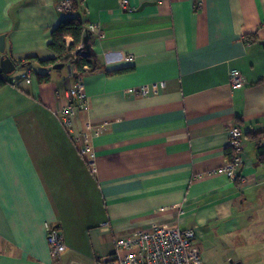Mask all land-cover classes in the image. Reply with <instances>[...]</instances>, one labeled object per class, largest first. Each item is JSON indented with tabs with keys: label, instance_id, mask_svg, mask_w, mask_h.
<instances>
[{
	"label": "crops",
	"instance_id": "crops-1",
	"mask_svg": "<svg viewBox=\"0 0 264 264\" xmlns=\"http://www.w3.org/2000/svg\"><path fill=\"white\" fill-rule=\"evenodd\" d=\"M61 1L0 0L12 78L25 71L19 60L55 56L52 31L72 14ZM129 1V10L82 1L86 24L103 32L90 33L103 68L84 73L90 106L75 120L99 129L93 165L58 113L68 65H54L49 81L0 88V264H100L116 239L154 226L194 229L203 254L231 255L264 232V162L246 135L264 133V0ZM236 69L240 88L230 84ZM160 81L158 91H128ZM234 125L244 133L239 184L222 170ZM47 222L64 235L59 259Z\"/></svg>",
	"mask_w": 264,
	"mask_h": 264
},
{
	"label": "built area",
	"instance_id": "built-area-1",
	"mask_svg": "<svg viewBox=\"0 0 264 264\" xmlns=\"http://www.w3.org/2000/svg\"><path fill=\"white\" fill-rule=\"evenodd\" d=\"M122 8L132 9L129 0H122ZM60 7L71 10L73 0H62ZM86 32H97L102 34V28L97 22H89L85 25ZM84 45L76 52H82ZM132 55L127 57L132 59ZM71 76L74 78L72 86L68 91L67 102L58 110L63 115L65 125L74 131V137L78 142L80 152L88 156L89 163L93 165L97 157L94 137L98 135L97 125L87 122L85 126L75 128V120L80 112L90 106L89 97L85 90L84 74H77L75 68L71 67ZM36 73L33 69H26L19 77H13L12 82L17 84L21 80L31 82ZM247 82L244 73L233 70L230 73V84L234 88L243 87ZM165 87V81L153 84L130 87L129 93L147 94L158 91ZM243 130L234 125L229 128V146L234 150V158L224 164L222 170L232 179L236 178L237 168L243 163L244 142ZM46 232L52 254L60 258L66 249L64 235L60 228L51 222L46 223ZM100 264H203V253L198 243L197 233L194 229H182L172 226H154L150 229H139L131 235L116 239L115 250L100 261Z\"/></svg>",
	"mask_w": 264,
	"mask_h": 264
},
{
	"label": "trees",
	"instance_id": "trees-1",
	"mask_svg": "<svg viewBox=\"0 0 264 264\" xmlns=\"http://www.w3.org/2000/svg\"><path fill=\"white\" fill-rule=\"evenodd\" d=\"M83 1V0H82ZM82 1L73 0L72 14L64 18L52 31V40L49 43V48L55 53L54 57L39 58L38 56H27L18 61V65L22 68L33 69L40 82H46L51 79L50 69L56 64L64 63L74 67L77 74H84L88 71H95L103 68L96 55L86 47L84 38L90 32L85 31L86 22L83 18L85 7L82 6ZM68 38H70L68 40ZM84 45L85 49L82 52L76 50ZM0 53V57H1ZM37 66H34L33 63ZM129 70V68H119L114 70H107L108 74H117ZM8 83H12L11 74H4L0 69V88ZM238 119H240L238 117ZM246 135H251L256 142L258 150V160L264 162V143L262 142L263 132H255L249 130ZM226 155L230 160L234 158V150L231 146L226 148ZM241 172L238 171L235 182H241Z\"/></svg>",
	"mask_w": 264,
	"mask_h": 264
},
{
	"label": "rangeland",
	"instance_id": "rangeland-1",
	"mask_svg": "<svg viewBox=\"0 0 264 264\" xmlns=\"http://www.w3.org/2000/svg\"><path fill=\"white\" fill-rule=\"evenodd\" d=\"M256 229V227L254 228ZM252 238L248 241V246L241 247L239 250L233 251V254H225L219 249L206 251L203 254L204 264H237L241 261L242 264H264V252L261 251L264 246V232H252ZM241 251V252H239Z\"/></svg>",
	"mask_w": 264,
	"mask_h": 264
},
{
	"label": "water",
	"instance_id": "water-1",
	"mask_svg": "<svg viewBox=\"0 0 264 264\" xmlns=\"http://www.w3.org/2000/svg\"><path fill=\"white\" fill-rule=\"evenodd\" d=\"M149 3L150 2H144L140 6V9H142L144 6H146ZM5 38H6L5 33L0 34V52L3 53V55L0 58V67H1V71L4 74H11L17 69V65L14 62V60L8 54H5V49H6V39ZM89 39H90V33L88 35H86L84 38L86 47H89V45H90ZM262 43H264V41H262ZM62 66H64V63L56 64L55 68H60ZM68 68L71 70L70 65H68Z\"/></svg>",
	"mask_w": 264,
	"mask_h": 264
}]
</instances>
